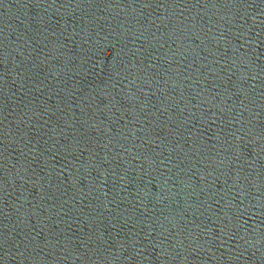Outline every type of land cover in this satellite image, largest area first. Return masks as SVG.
<instances>
[{
  "label": "water",
  "instance_id": "obj_1",
  "mask_svg": "<svg viewBox=\"0 0 264 264\" xmlns=\"http://www.w3.org/2000/svg\"><path fill=\"white\" fill-rule=\"evenodd\" d=\"M0 264H264V0H0Z\"/></svg>",
  "mask_w": 264,
  "mask_h": 264
}]
</instances>
